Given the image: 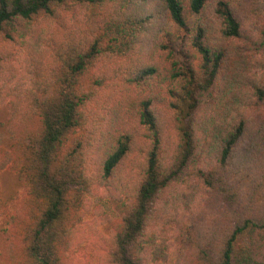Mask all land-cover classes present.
Instances as JSON below:
<instances>
[{
    "label": "trees",
    "instance_id": "1",
    "mask_svg": "<svg viewBox=\"0 0 264 264\" xmlns=\"http://www.w3.org/2000/svg\"><path fill=\"white\" fill-rule=\"evenodd\" d=\"M0 106V264H264V0H0Z\"/></svg>",
    "mask_w": 264,
    "mask_h": 264
},
{
    "label": "rangeland",
    "instance_id": "2",
    "mask_svg": "<svg viewBox=\"0 0 264 264\" xmlns=\"http://www.w3.org/2000/svg\"><path fill=\"white\" fill-rule=\"evenodd\" d=\"M6 118V107L0 106V121L4 120ZM2 129L0 128V142L1 140H4V134L2 133ZM2 179V191L0 193V196L12 201V196L18 195L19 192L22 190V186L20 185V182L16 175L4 172L1 175ZM86 222L90 225L92 221L94 220V217L92 214H88L85 218ZM102 230L100 227L99 230ZM165 239L162 237H159L157 239V242L154 246V251L152 255V263L154 264H167L170 251L165 250ZM93 264H98V260H94Z\"/></svg>",
    "mask_w": 264,
    "mask_h": 264
}]
</instances>
